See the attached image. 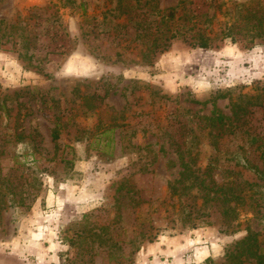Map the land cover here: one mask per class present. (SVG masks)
<instances>
[{
    "label": "rangeland",
    "instance_id": "obj_1",
    "mask_svg": "<svg viewBox=\"0 0 264 264\" xmlns=\"http://www.w3.org/2000/svg\"><path fill=\"white\" fill-rule=\"evenodd\" d=\"M263 151L264 0H0V251L255 264Z\"/></svg>",
    "mask_w": 264,
    "mask_h": 264
},
{
    "label": "trees",
    "instance_id": "obj_2",
    "mask_svg": "<svg viewBox=\"0 0 264 264\" xmlns=\"http://www.w3.org/2000/svg\"><path fill=\"white\" fill-rule=\"evenodd\" d=\"M170 37H174V34H170L169 36H166V39ZM197 41H198L197 46L199 47L204 48V47H207L208 45L207 43L208 39L206 37H203V38L197 37ZM189 43L192 46L196 45L194 40L189 41ZM51 137L54 141L58 139V133L56 132L55 129L52 130ZM262 154H264V151L262 152ZM257 235H258V232H252L249 230L247 235L244 238H242V240H240V242L238 243L239 246H241V250L230 252L229 258L234 259L244 254L245 259L238 261L239 263H243V261L245 260L252 259L255 262V264H264V252L262 251L261 243L257 241V238H256Z\"/></svg>",
    "mask_w": 264,
    "mask_h": 264
},
{
    "label": "crops",
    "instance_id": "obj_3",
    "mask_svg": "<svg viewBox=\"0 0 264 264\" xmlns=\"http://www.w3.org/2000/svg\"><path fill=\"white\" fill-rule=\"evenodd\" d=\"M0 264H23L16 252L0 251Z\"/></svg>",
    "mask_w": 264,
    "mask_h": 264
}]
</instances>
